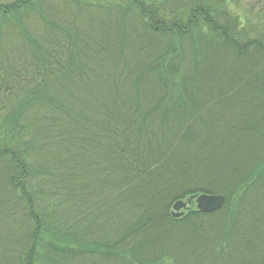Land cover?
Masks as SVG:
<instances>
[{
    "label": "trees",
    "instance_id": "trees-1",
    "mask_svg": "<svg viewBox=\"0 0 264 264\" xmlns=\"http://www.w3.org/2000/svg\"><path fill=\"white\" fill-rule=\"evenodd\" d=\"M128 2L0 0V264H264V0Z\"/></svg>",
    "mask_w": 264,
    "mask_h": 264
},
{
    "label": "water",
    "instance_id": "water-1",
    "mask_svg": "<svg viewBox=\"0 0 264 264\" xmlns=\"http://www.w3.org/2000/svg\"><path fill=\"white\" fill-rule=\"evenodd\" d=\"M191 200L195 201L197 210L205 214H210L221 210L225 202L223 196L205 194L194 196ZM188 204H190V202H184L182 200H179L173 205V211L178 213L181 210L186 209Z\"/></svg>",
    "mask_w": 264,
    "mask_h": 264
},
{
    "label": "rangeland",
    "instance_id": "rangeland-1",
    "mask_svg": "<svg viewBox=\"0 0 264 264\" xmlns=\"http://www.w3.org/2000/svg\"><path fill=\"white\" fill-rule=\"evenodd\" d=\"M99 1H102V4H108V5H123V6H126V3H128L129 4V2H128V0H99ZM104 6V5H103ZM253 18V17H252ZM251 18V19H252ZM254 20H252L251 21V23L254 25ZM250 23V24H251ZM259 25H260V28H262L263 27V25L261 24V23H259ZM184 202H186L187 200H183ZM194 204V203H193ZM190 206H193V207H195V204L194 205H190ZM190 206H188V208L190 207ZM185 212V211H184ZM183 212V213H184Z\"/></svg>",
    "mask_w": 264,
    "mask_h": 264
}]
</instances>
